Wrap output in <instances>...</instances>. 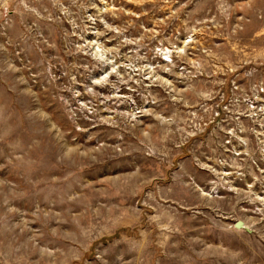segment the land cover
Returning <instances> with one entry per match:
<instances>
[{
    "label": "rangeland",
    "instance_id": "rangeland-1",
    "mask_svg": "<svg viewBox=\"0 0 264 264\" xmlns=\"http://www.w3.org/2000/svg\"><path fill=\"white\" fill-rule=\"evenodd\" d=\"M0 264H264V0H0Z\"/></svg>",
    "mask_w": 264,
    "mask_h": 264
},
{
    "label": "water",
    "instance_id": "water-1",
    "mask_svg": "<svg viewBox=\"0 0 264 264\" xmlns=\"http://www.w3.org/2000/svg\"><path fill=\"white\" fill-rule=\"evenodd\" d=\"M239 224L241 225V222L238 223V226H240Z\"/></svg>",
    "mask_w": 264,
    "mask_h": 264
}]
</instances>
